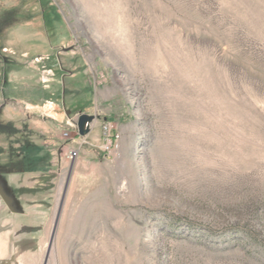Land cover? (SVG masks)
Wrapping results in <instances>:
<instances>
[{"label":"rangeland","instance_id":"rangeland-1","mask_svg":"<svg viewBox=\"0 0 264 264\" xmlns=\"http://www.w3.org/2000/svg\"><path fill=\"white\" fill-rule=\"evenodd\" d=\"M4 4L26 13L4 34L20 65L0 69V121L19 134L0 133V163L50 161L0 175L19 210L0 198V264H264V0ZM11 99L59 120L30 128Z\"/></svg>","mask_w":264,"mask_h":264},{"label":"trees","instance_id":"trees-1","mask_svg":"<svg viewBox=\"0 0 264 264\" xmlns=\"http://www.w3.org/2000/svg\"><path fill=\"white\" fill-rule=\"evenodd\" d=\"M1 1V0H0ZM2 11L0 10V69L9 68L10 66H19L20 63L12 60L11 58L4 55V34L6 35L7 31L10 30L15 24L22 20L23 16L25 15V11L22 6L12 7L7 5H0L3 7ZM43 19H44V27L48 33V41L51 44H55V40L57 38L56 34V27L52 20L51 14L48 15L44 13L43 10ZM31 16V14H29ZM2 69V70H3ZM67 96V91L65 92V97ZM9 131H13L14 134H19L18 130L12 127V124L4 125L0 121V133H5ZM30 146V145H28ZM36 149L35 154L26 155L20 158H14L10 161L7 165H2L0 163V173L2 174H15V173H29V172H46V165L50 161V155L46 154L43 155V148L42 147H34ZM43 152V153H42Z\"/></svg>","mask_w":264,"mask_h":264},{"label":"crops","instance_id":"crops-1","mask_svg":"<svg viewBox=\"0 0 264 264\" xmlns=\"http://www.w3.org/2000/svg\"><path fill=\"white\" fill-rule=\"evenodd\" d=\"M16 101H14L13 99L10 100V102H7L6 104H4L3 106V113L4 114H9V116H12L14 112H18L16 113V116H22L20 120H23L28 126H30V128H34V124H36V122L38 121L36 116H48L51 117L52 120H56L58 121V114L56 112V106H54V103H50L44 107H40V106H32L30 108H24L21 105H19L18 103H16ZM21 114V115H18ZM51 114V115H50ZM15 115V113H14ZM5 116V115H4ZM12 118V117H11ZM13 121V119L11 120ZM70 153V151H69ZM10 175H25L24 173H15V174H10ZM28 215V214H27ZM3 236L1 237L2 240ZM8 249L3 246V244L0 245V253H7Z\"/></svg>","mask_w":264,"mask_h":264},{"label":"water","instance_id":"water-1","mask_svg":"<svg viewBox=\"0 0 264 264\" xmlns=\"http://www.w3.org/2000/svg\"><path fill=\"white\" fill-rule=\"evenodd\" d=\"M63 105L65 107L64 96H63ZM96 119L97 118L94 115H87V114L80 115L77 121L79 135L82 137L89 135L92 129V125L94 124ZM0 198L2 199V201L4 202V204L7 206V208L11 213L13 214L19 213L14 195L8 190L7 186L4 184V182L1 179H0Z\"/></svg>","mask_w":264,"mask_h":264},{"label":"built area","instance_id":"built-area-1","mask_svg":"<svg viewBox=\"0 0 264 264\" xmlns=\"http://www.w3.org/2000/svg\"><path fill=\"white\" fill-rule=\"evenodd\" d=\"M103 135H104V151L108 154H111L114 149H115V145L119 139L118 135L114 134V127L111 123H106L103 127ZM65 137L69 136V133L65 132L64 133ZM79 154L78 151H70L69 153V158L70 159H74L75 157H77Z\"/></svg>","mask_w":264,"mask_h":264},{"label":"flooded vegetation","instance_id":"flooded-vegetation-1","mask_svg":"<svg viewBox=\"0 0 264 264\" xmlns=\"http://www.w3.org/2000/svg\"><path fill=\"white\" fill-rule=\"evenodd\" d=\"M0 175H4V174L0 173Z\"/></svg>","mask_w":264,"mask_h":264}]
</instances>
